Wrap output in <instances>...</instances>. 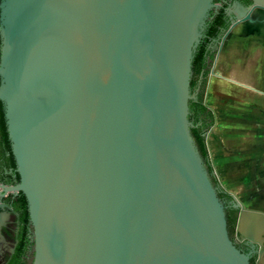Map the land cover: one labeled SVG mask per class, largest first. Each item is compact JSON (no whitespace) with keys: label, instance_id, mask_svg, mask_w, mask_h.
<instances>
[{"label":"water","instance_id":"1","mask_svg":"<svg viewBox=\"0 0 264 264\" xmlns=\"http://www.w3.org/2000/svg\"><path fill=\"white\" fill-rule=\"evenodd\" d=\"M217 7L0 1V101L20 177L0 187L25 196L32 264H251L188 118L192 60ZM255 8L264 0L219 47L258 23ZM231 197L239 238L260 241L264 211Z\"/></svg>","mask_w":264,"mask_h":264},{"label":"rangeland","instance_id":"2","mask_svg":"<svg viewBox=\"0 0 264 264\" xmlns=\"http://www.w3.org/2000/svg\"><path fill=\"white\" fill-rule=\"evenodd\" d=\"M227 36L230 33L216 47L208 75L204 100L214 113V124L206 145L221 188L244 208L264 211L262 48L254 45L244 57L232 52L218 58Z\"/></svg>","mask_w":264,"mask_h":264},{"label":"flooded vegetation","instance_id":"3","mask_svg":"<svg viewBox=\"0 0 264 264\" xmlns=\"http://www.w3.org/2000/svg\"><path fill=\"white\" fill-rule=\"evenodd\" d=\"M1 1V0H0ZM218 7L213 11V15L210 14L208 20H212L213 16L222 10L223 12V25L219 26L218 32L215 37L210 38L208 41L209 53L215 52L216 47L219 44L224 31L231 25L236 19V16L241 11H249L251 6L254 4V0H215ZM211 11V12H212ZM207 30V24L205 26L204 34L202 39L205 37ZM1 45V37H0ZM262 48L261 55V72L262 64L264 59V47ZM236 53L237 55L244 57L239 50H232L229 53ZM228 53V54H229ZM227 54L219 53L218 58L225 57ZM262 82V77L260 84ZM1 103V102H0ZM20 177L16 170L15 160L10 149L0 145V185L12 186L19 182ZM21 191H5L0 187V264H8L10 259L16 252L18 243L22 239L26 245L28 251H31L33 247V234L30 224H23L20 220V214L17 210V203L21 199ZM222 201L225 206V211L231 209L233 204L232 198L223 197ZM235 209V208H233ZM238 210L236 214L235 223L232 226L227 224L228 233L230 238L233 240L238 249L249 255L251 264H264V231L261 234L260 241H252L248 238L240 239V233L236 229L237 225Z\"/></svg>","mask_w":264,"mask_h":264},{"label":"trees","instance_id":"4","mask_svg":"<svg viewBox=\"0 0 264 264\" xmlns=\"http://www.w3.org/2000/svg\"><path fill=\"white\" fill-rule=\"evenodd\" d=\"M211 15H213V11L211 12ZM223 23V12L222 10H219V12L213 16L212 20H207V30L205 32V37L201 39L194 53V57L192 60L190 90L192 93L196 94V97L195 99L189 100L190 113L188 116L189 120L194 124V126L191 127V134L199 150V153L205 162L212 183L218 187V196L221 199L223 197H232L229 192L221 188L209 158L205 140V133L214 124V114L213 111L204 103V99L208 75L215 58V52L209 53L207 45L210 38L216 36L219 26L223 25ZM223 26L226 27V24ZM0 145L10 149V141L8 139L6 130L4 108L2 103H0ZM17 210L20 214L21 222L24 225L29 223L32 228L28 217L26 199L23 194H21V199L17 203ZM237 210L238 209L233 208L226 210L227 224H231L232 226L234 225ZM25 246L26 245L21 239L18 243L15 254L10 259L8 264H32L34 249L32 247L31 251H28L27 248L25 249Z\"/></svg>","mask_w":264,"mask_h":264},{"label":"bare ground","instance_id":"5","mask_svg":"<svg viewBox=\"0 0 264 264\" xmlns=\"http://www.w3.org/2000/svg\"><path fill=\"white\" fill-rule=\"evenodd\" d=\"M252 17L258 19V23L251 28L248 23L244 25L243 22L235 25L230 31V36H227L226 40L224 41L219 53L224 55L236 49L244 55L254 45H262L264 47V10L255 8L252 12ZM247 29L248 33L246 32ZM261 77L262 82L260 84V87L264 88V59L262 64Z\"/></svg>","mask_w":264,"mask_h":264},{"label":"crops","instance_id":"6","mask_svg":"<svg viewBox=\"0 0 264 264\" xmlns=\"http://www.w3.org/2000/svg\"><path fill=\"white\" fill-rule=\"evenodd\" d=\"M212 110V109H211ZM214 114V113H213Z\"/></svg>","mask_w":264,"mask_h":264}]
</instances>
